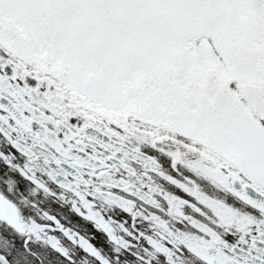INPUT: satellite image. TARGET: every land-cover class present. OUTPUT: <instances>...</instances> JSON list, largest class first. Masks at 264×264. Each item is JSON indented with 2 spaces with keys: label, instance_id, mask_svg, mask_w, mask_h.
Listing matches in <instances>:
<instances>
[{
  "label": "snow or ice",
  "instance_id": "6c2138e0",
  "mask_svg": "<svg viewBox=\"0 0 264 264\" xmlns=\"http://www.w3.org/2000/svg\"><path fill=\"white\" fill-rule=\"evenodd\" d=\"M0 264H264V0H0Z\"/></svg>",
  "mask_w": 264,
  "mask_h": 264
}]
</instances>
